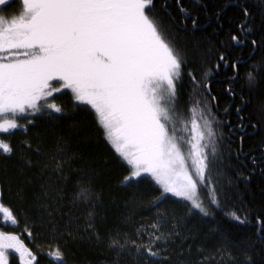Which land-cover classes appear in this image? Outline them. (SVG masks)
I'll return each instance as SVG.
<instances>
[{"label": "snow or ice", "instance_id": "1", "mask_svg": "<svg viewBox=\"0 0 264 264\" xmlns=\"http://www.w3.org/2000/svg\"><path fill=\"white\" fill-rule=\"evenodd\" d=\"M10 2L0 0V6ZM194 4L200 5V0ZM229 4L238 6L243 19L235 31H229L227 41L219 43L225 49L250 45V55L243 59L218 50L213 42L196 41L191 50L194 54L178 43L177 24L185 29L189 21L192 29L200 26L197 15L182 0H175L177 16L167 18L156 10L155 0H22L17 14L0 15V133H26L34 121L19 124L16 117L20 114L52 119L65 114L56 94L70 89L74 101L94 109L107 140L130 166L120 182L129 189L125 206H143L155 216L150 224L135 229V239L117 232L102 240L95 223L98 195L90 183H82L79 171L71 177L73 155L61 141L48 150L38 133L37 159L28 157L25 166L39 165L42 223L69 240L104 244L113 253L106 264H173L174 252L184 255L182 244L187 237L181 233L182 218L161 207L172 197L179 198L175 203L185 204L187 215L213 217L215 211L209 210L213 208L240 224L248 223L247 211L239 206L225 212L229 203L239 198L236 181L229 173L242 175L231 161L248 162L250 172L259 169L264 174V136L258 156L243 152V136L240 151L233 152L223 143L220 126L231 122L220 121L214 111L219 103L212 92L211 76L213 69L218 72L223 65L233 72L227 79L235 80L239 66L264 49V0H252L249 6L228 0L223 7ZM161 8L169 12V0H161ZM222 13L223 8L215 14L221 28ZM214 31L219 34V29ZM261 71L264 57L253 60L245 73L249 88L259 83ZM224 91L233 98L238 95L232 84ZM230 110L231 105H226L222 112L228 115ZM235 111L243 121L239 115L242 109L237 106ZM236 127L243 130L245 125ZM251 127L254 132L264 130V105L258 123ZM23 147L33 149L32 141L25 140ZM0 150L7 156L14 154L7 140L0 139ZM241 155L247 161L240 160ZM149 179L158 186L159 195L145 205L139 185ZM70 184L78 188L71 195ZM79 205L86 209L83 215ZM0 213L5 221L19 224L2 202ZM256 224L258 241L264 244V217L257 216ZM27 235L32 237L31 229ZM9 249L18 253L22 264H40L37 253L20 235L0 231V264H9ZM49 255L65 264V253L59 248ZM246 264H251V257Z\"/></svg>", "mask_w": 264, "mask_h": 264}, {"label": "trees", "instance_id": "2", "mask_svg": "<svg viewBox=\"0 0 264 264\" xmlns=\"http://www.w3.org/2000/svg\"><path fill=\"white\" fill-rule=\"evenodd\" d=\"M21 2L22 0H11L8 5L0 6V14L6 17L17 14L21 10ZM238 2L249 6L252 0ZM155 3L156 10L165 18L169 15L177 16L175 0H169L167 13L161 8V0H155ZM182 3L197 15L200 25L192 29L189 21L187 29L179 24L175 27L178 33L177 42L187 46L190 54H194L191 51L192 45L200 41L202 44L213 42L218 50L227 51L229 56L237 59L249 57L250 45L225 49L219 43L222 40L227 41L229 31H235L236 24L243 19L237 5L229 4L228 7H223L228 0H200L198 6L194 4V0H182ZM221 8H223L221 19L224 22L222 28L217 24L215 17ZM214 29H219V34ZM261 57H264V49L257 52L247 63L239 66V76L235 80L227 79L233 72L231 67L225 68L223 65L218 72L213 69L211 76L212 92L219 103V108L214 111L220 121L231 122L220 126L219 130L224 133L223 143L230 145L233 152L240 151V137L243 136V152L257 156L262 149L261 137L264 136V130L258 128L254 132L251 124L258 123L261 106L264 105V71L260 72L259 83L252 88H249L244 77L253 60L259 61ZM211 59L214 61L215 56ZM228 84H232L233 91L238 94L234 98L224 91ZM56 102L65 107V114L55 119L46 115H25L27 119L23 116L19 124H25L28 120L34 121L26 133L22 130H13L11 133L0 135L14 147V154L11 156L3 154L0 150L1 202L12 210L19 221L18 225L5 223L0 213V231L20 235L33 251L47 257L50 252L59 248L65 253V264H106L113 253L104 244L87 240H69L60 231H53L49 224L41 222L39 205L43 202V196L39 165L25 166L28 157L37 159L34 149L38 133L48 150L54 149L57 140L61 141L68 153L73 155L71 163L74 172L70 174L71 177L74 179L76 171H79L82 183L84 185L90 183L91 189L98 195L99 215L95 223L102 240L109 234L117 232H126L135 239V229L141 224H150L155 216L153 211L147 210L146 207L125 206L129 189L121 187L120 182L128 174L130 166L107 140L94 109L90 105L81 106L74 101L70 89L56 94ZM226 105H231L228 115L222 112ZM237 106L242 109L239 115L244 117L243 121L237 116L235 111ZM241 123L245 125L243 130L236 127ZM25 140L32 141L33 149L23 147ZM240 160L247 161V157L241 155ZM231 163L242 175L237 177L235 171L229 173L236 181L239 198L230 202L225 212L239 206L243 211H247L248 223L240 224L213 208H209L210 211H215L213 217L187 215L185 204L175 203L174 201L179 198L172 197L161 207L182 218L181 233L187 237L182 244L185 249L184 255L178 256L174 252L173 264H176L177 260L184 261V264H246L248 257H251V264H264V244L258 241L256 224L257 216L264 217V174L259 169L255 173L250 172L251 164L248 162L241 165L233 158ZM246 176H251V179L245 180ZM156 187L158 186L154 185L151 179L139 185L141 199L145 205L154 196L159 195ZM76 191H78L76 185L70 184L69 195ZM206 206L209 207L208 202ZM78 207L79 214L83 215L86 209L83 205ZM43 219L47 220V217ZM81 223L83 224V220ZM28 229H31L32 237L27 235ZM175 247L176 244H173L172 248Z\"/></svg>", "mask_w": 264, "mask_h": 264}, {"label": "flooded vegetation", "instance_id": "3", "mask_svg": "<svg viewBox=\"0 0 264 264\" xmlns=\"http://www.w3.org/2000/svg\"><path fill=\"white\" fill-rule=\"evenodd\" d=\"M2 216H3V214H2ZM4 222L5 223H7V222L11 223V221H5V220H4ZM21 239H23V238L21 237ZM24 242L27 244V242L25 240H24ZM8 252L10 253V256H8L9 264H22V262L19 260L18 253H16L12 249H10ZM34 252L37 253V256L39 258L40 264H60V261L57 260L55 257H53L51 255H49V257H47V256L43 255L42 253H40L38 251H34Z\"/></svg>", "mask_w": 264, "mask_h": 264}, {"label": "rangeland", "instance_id": "4", "mask_svg": "<svg viewBox=\"0 0 264 264\" xmlns=\"http://www.w3.org/2000/svg\"><path fill=\"white\" fill-rule=\"evenodd\" d=\"M22 3V2H21ZM21 3H20V5H21ZM21 11V10H20ZM0 15H2V14H0ZM2 16H4V15H2ZM6 17V16H5ZM64 90H66V89H64ZM63 91V90H62ZM25 115H28V114H20V115H18L17 117H16V119H17V121H18V123H20V120H21V118L23 117V116H25ZM2 133H0V135H1ZM0 139H2L1 138V136H0ZM201 196L203 197V193H201ZM0 202H1V190H0ZM206 200H205V207H207L206 206ZM2 231V230H1ZM10 250V249H9ZM8 250V251H9ZM56 250H53L52 252H50V253H54ZM9 256H10V253H9ZM51 256H53V255H51ZM53 257H55V256H53Z\"/></svg>", "mask_w": 264, "mask_h": 264}]
</instances>
